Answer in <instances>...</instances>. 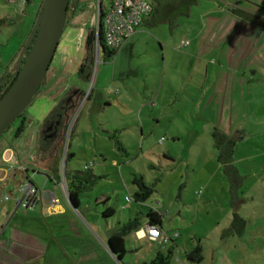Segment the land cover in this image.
Segmentation results:
<instances>
[{
    "label": "rangeland",
    "instance_id": "obj_1",
    "mask_svg": "<svg viewBox=\"0 0 264 264\" xmlns=\"http://www.w3.org/2000/svg\"><path fill=\"white\" fill-rule=\"evenodd\" d=\"M82 1L85 6L79 4L63 28L39 94L0 137V157L4 143L13 156L10 163L2 160L4 165H23L38 189L54 191L80 231L74 237L78 245L100 243L107 227L135 218L143 222L153 210L162 217L164 233L175 240L176 247L171 240L162 245L173 247L170 264H264V0H197L171 20L160 22L153 15L109 61L102 51L95 53L85 79L78 68L87 33L96 27L98 0ZM41 3L0 0V19L5 20L0 24V72L27 40ZM108 3L102 0L103 8ZM181 41L190 45L183 47ZM75 89L89 98L63 116L58 162L53 144L42 148L37 133L48 132L46 120ZM69 151L73 156L65 163ZM226 158L239 175L235 182L227 175ZM54 160L59 176L82 179L93 173L96 178L79 194L78 209L51 181L55 170L47 166ZM14 174L0 187L2 237L9 231L12 238L18 223L35 233L39 221L30 217L41 216L38 209L18 208L16 220L8 224L23 179L20 172ZM134 178L153 189L143 203L125 200L136 191ZM5 194L10 201L3 200ZM234 214L245 222L240 234L232 225ZM125 246L123 261L140 264L146 251H134L142 247L127 236ZM150 247L155 256L157 247ZM196 247L203 260L187 261L186 253ZM22 252L30 251H21L20 263L30 264Z\"/></svg>",
    "mask_w": 264,
    "mask_h": 264
},
{
    "label": "crops",
    "instance_id": "obj_2",
    "mask_svg": "<svg viewBox=\"0 0 264 264\" xmlns=\"http://www.w3.org/2000/svg\"><path fill=\"white\" fill-rule=\"evenodd\" d=\"M151 2H152V0H151ZM237 10L246 11V10H242L241 8H237ZM38 12H36V14H35L36 16H37ZM151 14L146 18V23L151 20V18H152ZM36 16H35V19H36ZM128 41L122 46V48L129 45ZM181 42H183V41H181ZM189 45H190V43H189ZM209 46L211 48H213L214 45H209ZM13 59H14V57L11 59V63H12ZM6 67L8 68L9 66H6ZM207 71H208V68L205 69V72H207ZM205 79L206 80L208 79L207 74L205 75ZM74 91L80 92V90H78V89H75ZM85 98H87V97H85ZM85 101H87V99ZM84 102H79L76 105V107L72 108L71 113L75 109H81ZM56 123L58 124V122H56ZM57 124L55 125L56 127H57ZM54 128L55 127L51 126L48 129V131H51ZM40 131H41V129H40ZM40 131L37 133V135H38L37 138H39V136L41 135ZM61 135H62V132L60 133V138H61ZM142 135H143V133H142ZM54 140L53 141L50 140L49 148L53 144L52 149H54V154L59 155V157H58V162H59L60 158L62 156L61 141H60V139L57 138L58 141L56 143ZM4 144L2 146H4ZM60 148H61V150H60ZM2 151H3V153H2L3 156L0 157V187L3 184H7L8 183L7 180H9L10 177L11 178L15 177L14 172H16V173L20 172L23 179L21 181H18L17 189H16V194H17L18 188H19L18 186L20 185V183L24 179L29 178L26 174L27 168L23 167V165H21V164H16V166L15 165H9V167L7 165H4V163H10L9 161L11 159H13V156L11 154V150L7 147H5ZM68 154L70 156H73L70 151L68 152ZM2 160H5L4 163ZM58 162L55 163V160H54L55 164L54 163L48 164V166H47L48 169L57 170ZM39 163L41 164V166H45L47 164L46 162H42V161ZM57 173H58V170H57ZM24 174H26V175H24ZM55 176L57 178V176H59V175L55 174ZM60 180L61 181L63 180V176H60V179L56 182V184L55 183L54 184L61 188V186L59 185ZM61 189L64 191L63 188H61ZM49 191L53 193L55 199L57 200V203H52V204L49 203L48 204V203L38 202L36 204L33 211L38 209L41 216L36 217V216L31 215V217H30V219H34V220L39 221V223L36 222V224L39 226H38V229L35 228V233H31L30 231L27 232V230L26 231L23 230L24 227L20 226L18 221H16V223H18V225L16 224L15 226H16V231H18V232H15L13 234L12 238H10L9 231H8L7 237H4V236L2 237L3 234L0 236L1 240L5 238L6 241L13 242L11 246H10V243L8 245L7 243H3V241L0 244V253H2V255H1L2 258H0V264H22V263H20V261H22L20 258H21V251L24 250V248L30 251L27 253L22 252L23 257L28 258V259L24 260V262L27 263L26 261L29 260L30 264H132V263H125L123 261L124 260L123 258L125 257L126 250H127L126 246H125V242H124L125 253L122 255L121 259H117L115 257V255L110 252V249H109L110 246H109L107 241H108L109 236L112 233H114L117 228H114L111 230L109 228H112V227H109V228L107 227L106 230L104 231V234H103V241L100 243H95V244L88 245V246L76 244L74 237H76L78 234H80V231H75V229H77L78 227L72 226L70 224L74 221L72 220L71 217L67 216V213L65 212L64 208L61 205L60 199L57 196H55L54 191L53 190H49ZM5 196H7V195L5 194L3 197H5ZM7 197H8L7 200H4V199L3 200L4 201H10V197L9 196H7ZM102 199H103L102 197L97 198L98 201H101ZM14 201H15L14 206L12 208V210L14 209V211L11 213L12 210L10 209V212L7 214V217H9V222H8L9 225L13 219L16 220V218L18 216L17 209L18 208L23 209L17 203V198L14 199ZM109 210H110L109 208H107L105 210L106 213L108 212L107 216L109 215ZM19 218H22V217L20 216ZM60 219H63L66 221H59ZM146 223H147V219H145V221H143V224L138 231L132 232L127 236V237H131V239L133 241L138 242L139 247H142L140 250L136 249L134 251H139L140 254H142L144 251H146V255H142V257H141L142 262L140 264H142L144 262H149V260L146 259L149 256H152L151 260L154 259L153 258L154 249H152L150 246L155 247L154 243H156V245H157L156 246L157 247L156 253H157L160 250V248L162 247V245H164V243H162L160 240L153 241L147 236V234L145 232V227H144L146 225ZM64 224L67 225V227L63 226ZM119 226H120V224H119ZM119 228L120 227H118V229ZM23 235L30 237L32 239V241L31 242H25V238ZM22 237L24 238V241H22ZM14 240H17V241L14 242ZM142 240H146L147 244L146 245L141 244ZM72 241L74 242L75 245H77L75 248L72 247L74 245V244H71ZM23 242H25V243H23ZM129 243H132V242H129ZM145 246H147V247H145ZM175 246H176V244H175ZM5 247H7V249H5ZM76 250H79L80 255L77 252H75ZM130 250H133V248H130ZM137 262L138 261H136V263Z\"/></svg>",
    "mask_w": 264,
    "mask_h": 264
},
{
    "label": "trees",
    "instance_id": "obj_3",
    "mask_svg": "<svg viewBox=\"0 0 264 264\" xmlns=\"http://www.w3.org/2000/svg\"><path fill=\"white\" fill-rule=\"evenodd\" d=\"M156 7H153L152 5V16L158 17V21L164 22L166 20H171L172 15L174 12H176L178 9H185L189 6H191L195 1L197 0H156ZM158 7L160 8L158 10ZM100 19L98 20V25L94 27L91 31H89L85 43V49H86V55L81 62L79 68H78V75H80L82 78H88L91 72V68L93 65V61L95 58V53L98 55L100 51L105 55L106 60H110L119 49L122 48V46L129 40H127L120 48L118 49H109L105 46L104 43V37H103V28H102V16H103V6H102V0L100 3ZM160 12V13H159ZM36 16V15H35ZM146 21L143 20V23ZM5 23V20L0 19V24ZM97 44V48H96ZM189 43L187 41L181 42V45L187 46ZM98 50V51H97ZM74 92V91H73ZM85 95V94H84ZM89 98V95H87V99ZM61 104H58V106L54 109L52 113H60ZM51 113V114H52ZM58 118H49L45 122V126H48L51 122V120H56ZM60 121V120H59ZM23 130V125H21L17 130V135L20 134ZM44 135V134H43ZM43 135H41V147L47 150L49 148L50 140H44ZM217 141V137L215 138ZM55 141V140H54ZM218 146V145H216ZM219 149V147H217ZM221 149V148H220ZM70 157L68 153L64 155V162L66 163V160ZM218 159L220 160L221 157L218 156ZM228 159H224L223 164L227 167V175L230 176L231 181L235 182L238 178L237 172L234 170L233 166L231 164L228 165ZM84 172H89V167L85 165L83 168ZM57 174V170H55V173ZM60 179V176H53L51 179L52 181H58ZM95 176H93V173L87 174L84 178L80 179L76 176V174H72L70 176L66 175V173L63 176V180H65L66 184V191H67V199L68 202L72 207L75 209H78L80 207L79 203V194L84 192L91 183L95 181ZM132 183L136 187V191L133 195V201L136 203H143L145 200H147L151 194L153 193V189L148 186L142 178H134ZM161 216L159 213L154 212L153 210H149L146 214V219L148 225L156 226L159 229L162 230V221ZM143 222L139 221V218L128 220L125 224H120L119 229L117 228L114 233H112L108 238V244L110 252L115 255L117 259H121L122 255L125 253L124 249V242L126 239V236H128L132 232L138 231ZM232 225L234 228H236L237 233L240 234L243 232L245 222L243 219L239 217V215L234 214L232 218ZM163 231V230H162ZM175 240L171 239V242L174 243ZM174 247L175 243H174ZM174 256V250L173 247H161L160 250L156 253L153 260L149 262H144L142 264H170V259ZM187 261L192 263H200L203 260L202 256V250L200 247H196L193 250L189 251L185 255Z\"/></svg>",
    "mask_w": 264,
    "mask_h": 264
},
{
    "label": "water",
    "instance_id": "obj_4",
    "mask_svg": "<svg viewBox=\"0 0 264 264\" xmlns=\"http://www.w3.org/2000/svg\"><path fill=\"white\" fill-rule=\"evenodd\" d=\"M77 3L78 0H42L31 33L14 63L15 79L0 98V136L45 84L59 38Z\"/></svg>",
    "mask_w": 264,
    "mask_h": 264
},
{
    "label": "built area",
    "instance_id": "obj_5",
    "mask_svg": "<svg viewBox=\"0 0 264 264\" xmlns=\"http://www.w3.org/2000/svg\"><path fill=\"white\" fill-rule=\"evenodd\" d=\"M151 12V0H109L108 5L103 8L102 16L105 46L109 49L120 48L132 37ZM59 185L66 193L65 180H60ZM18 187L17 203L24 210L34 209L38 202L57 203L52 192L38 189L30 178L24 179ZM7 199L8 197L5 196L4 200ZM125 200L127 203L133 201L130 195H127ZM144 227L147 236L153 241L160 240L162 243H166L171 240L164 231L156 226L146 224Z\"/></svg>",
    "mask_w": 264,
    "mask_h": 264
},
{
    "label": "flooded vegetation",
    "instance_id": "obj_6",
    "mask_svg": "<svg viewBox=\"0 0 264 264\" xmlns=\"http://www.w3.org/2000/svg\"><path fill=\"white\" fill-rule=\"evenodd\" d=\"M100 3H101V0H98L97 1V10H96V14H97V23H96V26L98 25V20L100 19V12H101V10H100ZM79 4H82V8L85 6V2H83L82 0H78L77 5L74 7V9L72 11V15L70 16V19L73 18V16L75 15V12H76ZM91 30H89V31H91ZM88 33H87V35H88ZM86 39H87V36H86ZM85 43H86V40H85ZM17 56H18V54L14 57L11 65L8 68L6 67L3 71L0 72V98L5 94V92L8 90V88L11 86L12 82L15 79V76H13V74H14V63H15V61L17 59ZM86 99L87 98H85V95L82 92L74 91V92H72V94L69 95L68 101H67V98H65L64 100H62L59 103V104H61L60 113H55V114L52 113L50 115V117H49V118H52V119L53 118H58V119H56L54 121L51 120L50 124L48 126H46V128H48V127L50 128L51 126H53L55 128L52 129L51 131H48L47 133H44L43 131H40L41 132V135L44 134L42 139H44V140H51V141H53L54 139L57 140V138L60 139V131H61V126H62V119L64 118L63 116L66 115V114H68L69 112H71L72 111V108L76 107V105L79 102H84ZM62 106H64V108H62ZM20 115L17 118H19ZM66 116H68V115H66ZM56 122H58V124ZM56 124H57V127L55 126ZM10 126L4 132H6L10 128ZM3 133H2V135H3ZM41 135L38 138V141L40 142V144H41V141H40L41 140Z\"/></svg>",
    "mask_w": 264,
    "mask_h": 264
}]
</instances>
